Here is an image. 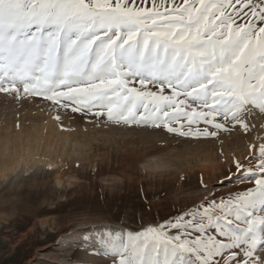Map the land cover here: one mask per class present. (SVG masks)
<instances>
[{
    "label": "snow or ice",
    "instance_id": "6c2138e0",
    "mask_svg": "<svg viewBox=\"0 0 264 264\" xmlns=\"http://www.w3.org/2000/svg\"><path fill=\"white\" fill-rule=\"evenodd\" d=\"M0 94L148 137L264 132L247 119L264 116V0H0ZM193 190L203 195L152 218L142 184L138 228L84 229L35 264H79L62 258L72 247L103 264H264V136Z\"/></svg>",
    "mask_w": 264,
    "mask_h": 264
},
{
    "label": "rangeland",
    "instance_id": "374dc122",
    "mask_svg": "<svg viewBox=\"0 0 264 264\" xmlns=\"http://www.w3.org/2000/svg\"><path fill=\"white\" fill-rule=\"evenodd\" d=\"M54 115L43 101L21 104L0 94V264L51 261V253H41L70 240L78 243L85 238L79 235L84 229L138 228L139 205L144 203L147 211L139 192L142 184L152 201V218L172 211L173 205L198 200L203 193L193 189L201 176L227 172L232 156L242 158L256 137L264 136L233 130L221 133L220 139L148 137L138 128L97 126L63 115L61 123ZM247 119L259 126L264 116ZM14 154L17 163L3 170ZM248 186L245 181L217 191ZM85 214L93 218L77 222ZM77 253L79 264H103L106 259L79 247L68 248L62 258Z\"/></svg>",
    "mask_w": 264,
    "mask_h": 264
},
{
    "label": "bare ground",
    "instance_id": "6f19581e",
    "mask_svg": "<svg viewBox=\"0 0 264 264\" xmlns=\"http://www.w3.org/2000/svg\"><path fill=\"white\" fill-rule=\"evenodd\" d=\"M29 145V144H28ZM8 147H6V149H5V151L7 152V151H9L8 149H7ZM29 148V147H28ZM4 151V152H5ZM5 152V153H6ZM10 152V151H9ZM9 154V153H8ZM30 154V153H29ZM29 157V156H28ZM28 160V159H27ZM6 161V160H5ZM17 161H18V158L16 159V157H15V154L14 155H11V156H9V158L7 159V161L4 163V166H3V170H9L12 166L14 167V165L17 163ZM12 167V168H13ZM2 172V171H1Z\"/></svg>",
    "mask_w": 264,
    "mask_h": 264
}]
</instances>
